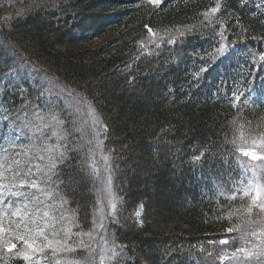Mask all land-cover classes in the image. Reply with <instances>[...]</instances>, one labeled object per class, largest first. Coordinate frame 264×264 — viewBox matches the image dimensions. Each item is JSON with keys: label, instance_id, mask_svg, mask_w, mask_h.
Wrapping results in <instances>:
<instances>
[{"label": "trees", "instance_id": "16d2710c", "mask_svg": "<svg viewBox=\"0 0 264 264\" xmlns=\"http://www.w3.org/2000/svg\"><path fill=\"white\" fill-rule=\"evenodd\" d=\"M262 54L264 0H0L2 129L28 134L12 140L27 153L21 167L46 165L39 155L49 146L67 154L44 185L54 198L25 191L66 217L94 264L101 247L106 264H264L243 253L222 259L260 243L250 233L264 229L249 223L264 212L249 215L250 200L237 191L251 166L264 184V160L241 154L264 155ZM66 91L95 109L97 131L73 102L66 107ZM105 187L117 205L102 224ZM44 205L37 207L51 209ZM220 239H229L223 254ZM14 253L0 243V264H26ZM87 255L47 249L34 259Z\"/></svg>", "mask_w": 264, "mask_h": 264}, {"label": "snow or ice", "instance_id": "6c2138e0", "mask_svg": "<svg viewBox=\"0 0 264 264\" xmlns=\"http://www.w3.org/2000/svg\"><path fill=\"white\" fill-rule=\"evenodd\" d=\"M149 4L154 6H159L162 3V0H148ZM214 13L217 11L216 8L211 9ZM207 17V14H205ZM149 33H152V30L149 29ZM223 35V34H221ZM169 43H174V40H169ZM225 51V46L220 45L216 52L222 55ZM260 59L264 61V54L261 55ZM207 71V66H202L201 72ZM199 77V73H196ZM68 95H72L71 92ZM235 99H239V96H236ZM75 103H82V98L74 97ZM89 116L93 118V123H99L98 118L96 117V112L94 108H91L89 105ZM53 121L56 123H62V121L57 120L55 116L52 117ZM49 126L48 124L45 127ZM243 128V125L240 126ZM77 130H80L79 128ZM104 131H107V126H104ZM56 133L54 132L53 135ZM96 135H99L96 133ZM63 139V137H61ZM261 140L264 141V137H261ZM89 144L92 143L91 140L88 141ZM35 148V146L33 145ZM56 146H49L43 151L48 152L49 155H39L40 160H47V164L43 167L39 164L36 165L37 173L43 172V175L37 179L36 173H33L31 161H25L27 168L21 167V161L19 159H13L10 161L0 159V243L5 247V250L8 253H13L15 250V256L21 258L26 264H36L34 257L37 253L43 254L45 249H50L52 255L55 257L58 253L62 252H75L78 249L88 253L87 256L82 259H69L64 262V264H94V260L91 255V246L83 239L74 240L73 237L81 236L79 232H73L71 227H62L57 228V223H62L66 217L61 214L59 217L50 216L48 210H44L41 220L43 221V227H40L37 231V219L36 217L40 213V208L37 205H44V200H40L35 194H31L25 191V189H36L41 194L45 196V199L54 198V190L51 186L47 188L44 185H49V181L52 180V177L56 175V168L58 164H63L67 159L66 151H54ZM71 150V149H68ZM37 152L40 149H36ZM91 151V149H89ZM243 156L248 157L251 160H264V155H257L254 151L242 150L241 153ZM16 156L27 155L24 152H17ZM58 157V158H57ZM35 158V157H34ZM107 159V158H106ZM200 159V157H196ZM13 165L16 167L14 168ZM252 177L248 178L246 186L242 189H237V191H242V196L248 197L250 203L247 206V212L251 215L253 209H259L260 212H264V184L260 183L259 177L257 176L255 166H251ZM11 173V175H8ZM108 183H111V176L108 178ZM243 184V180L241 181ZM15 198V199H9ZM31 197V198H30ZM23 198V199H21ZM232 198H235L233 194ZM62 203H67L66 200L61 198ZM32 205L30 208L29 205ZM45 208H52L53 205H44ZM112 208L115 210L116 205L112 204ZM15 218L14 227L12 226L13 220ZM44 218H48L45 220ZM71 219V218H69ZM7 222V226H6ZM249 223H257L264 226V220L260 221H249ZM31 225V227H29ZM23 226V234H21V228ZM78 227L79 225H73ZM103 225L101 224V227ZM52 228L51 238L46 234L45 230ZM239 225L236 226V229H239ZM234 229L229 228L226 231L232 232ZM63 232L61 236L60 233ZM5 233H10L9 238L4 239ZM12 233L15 234V239L22 242L23 247L17 249L16 243L12 242ZM252 236L259 235L260 243L253 244L251 249H246L244 247L237 248L232 252L231 257L224 256L222 259H239V254L243 253V259L245 261L255 258L259 260L260 257H264V229L258 234L256 231L250 233ZM84 235L92 237V233H85ZM249 235L247 231L241 233V238H246ZM40 236L46 241V243L38 244L36 237ZM219 243L225 245L229 243L228 239H220ZM223 251V250H222ZM117 253L113 251V256H116ZM47 258L46 256L44 257ZM111 258V257H110ZM101 262L103 264V257H101ZM56 264H61V261L57 259Z\"/></svg>", "mask_w": 264, "mask_h": 264}, {"label": "rangeland", "instance_id": "374dc122", "mask_svg": "<svg viewBox=\"0 0 264 264\" xmlns=\"http://www.w3.org/2000/svg\"><path fill=\"white\" fill-rule=\"evenodd\" d=\"M107 41V38L103 39V40H100V41H96L94 42L93 44L89 45V46H85L84 48H94V47H98L100 46L101 44H104L105 42ZM53 89L55 90L56 88L53 87ZM57 90V89H56ZM70 91H66V99H65V105L67 108H71L73 109V103L75 106H77L79 108V110L81 111L82 115L84 116V119H85V124L87 123V125H89L90 127H96V131L98 130L99 128V124H100V119L99 117L97 116L96 114V117L98 118L99 120V123H93V118L91 116H89V104L86 103V100L82 99V103L80 104H76L75 103V100H74V97L76 98H82L74 93H72V95H68ZM73 102V103H72ZM64 103V102H63ZM62 103V104H63ZM91 107V105H90ZM92 108V107H91ZM96 112V111H95ZM0 119H1V114H0ZM1 129H2V126H1V121H0V134H1ZM3 141V140H2ZM10 142H8L9 144ZM1 144V143H0ZM4 145H7L6 143L0 145V149L4 146ZM251 149L247 150V151H250ZM7 148L6 147H3L2 150H1V153L3 155H5V153L7 152ZM19 152V150H13V151H10L8 152V154L6 156H4V160H7V161H10V160H13V159H19L21 161V156H16L15 154ZM13 167L15 168L16 166L13 165ZM33 173H36V177L37 179H39L42 175H43V172H39L37 173V170L36 169H32ZM105 198H104V209L101 210L100 212V216H101V220H102V224L103 222L105 221L106 217L111 214L113 215L114 213V209L112 208V204H115L117 205V199L114 198V196L112 195V192H111V189H108V187H105ZM37 196V195H36ZM38 197V196H37ZM23 199V198H21ZM30 208L32 207V205L30 204L29 205ZM43 211L44 209L40 208V213L39 215L36 217L37 219V224H38V227H37V231L39 230L40 227H43V221L41 220V217H42V214H43ZM58 211V212H57ZM49 213H50V216H56V217H59L60 215V212L59 210H55L53 208H51L49 210ZM106 215V217H105ZM45 220H47L48 218H44ZM13 220V224L12 226L14 227V223H15V218H12ZM104 220V221H103ZM6 226H7V222H6ZM29 227H31V225H29ZM56 227L57 228H62V227H66V222L63 221L62 223H57L56 224ZM104 228V227H102ZM21 234H23V226L21 228ZM51 231H52V228L50 227L49 229H46L45 232L46 234L49 236V238H51ZM60 235L62 236L63 235V232L60 233ZM229 240V239H228ZM36 241L38 244H43V243H46V241L43 239V237H40V236H37L36 237ZM219 251L223 254L224 253V247L219 246ZM47 250V249H45ZM223 250V251H222ZM40 253H37V255H39ZM36 255V256H37ZM221 256L223 255H220L219 256V259L221 258ZM101 257H103V264H106V261H105V258H104V252H103V247L100 248V251H99V264H102L101 262ZM35 258V257H34ZM37 264V263H36ZM41 264H56V263H48V262H42ZM61 264H64V263H61Z\"/></svg>", "mask_w": 264, "mask_h": 264}]
</instances>
